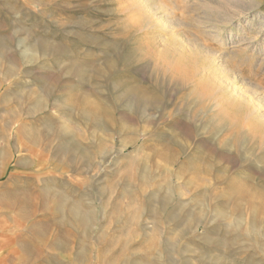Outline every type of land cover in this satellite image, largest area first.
Here are the masks:
<instances>
[{
	"label": "rangeland",
	"instance_id": "rangeland-1",
	"mask_svg": "<svg viewBox=\"0 0 264 264\" xmlns=\"http://www.w3.org/2000/svg\"><path fill=\"white\" fill-rule=\"evenodd\" d=\"M0 264H264V0H0Z\"/></svg>",
	"mask_w": 264,
	"mask_h": 264
},
{
	"label": "bare ground",
	"instance_id": "bare-ground-1",
	"mask_svg": "<svg viewBox=\"0 0 264 264\" xmlns=\"http://www.w3.org/2000/svg\"><path fill=\"white\" fill-rule=\"evenodd\" d=\"M242 41V40H241ZM254 112V111H253ZM80 218H82L81 216H79Z\"/></svg>",
	"mask_w": 264,
	"mask_h": 264
}]
</instances>
